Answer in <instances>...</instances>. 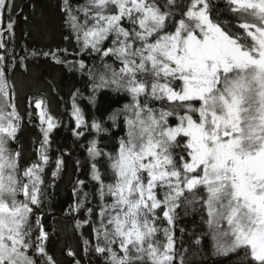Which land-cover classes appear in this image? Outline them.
<instances>
[{"label": "snow or ice", "instance_id": "1", "mask_svg": "<svg viewBox=\"0 0 264 264\" xmlns=\"http://www.w3.org/2000/svg\"><path fill=\"white\" fill-rule=\"evenodd\" d=\"M13 9L14 0H0L9 33ZM31 10L24 20L43 39L51 20ZM57 11L74 45L0 55V264H62L41 215L53 186L46 169L55 179L66 166L63 151L50 154L61 122L49 97L59 85L32 71L42 59L86 76L93 108L102 92L128 99L105 121L86 118L78 89L71 96L73 135L92 138L79 145L89 180L77 178L68 212L82 254L66 246L68 264H191L183 240L177 247L178 218L189 212L203 222L189 245L207 249L210 238L213 264H264V0H62ZM21 67L17 84L10 73ZM21 95L33 106L28 123L38 113L31 159H22ZM113 128L125 135L105 151L101 138Z\"/></svg>", "mask_w": 264, "mask_h": 264}, {"label": "trees", "instance_id": "2", "mask_svg": "<svg viewBox=\"0 0 264 264\" xmlns=\"http://www.w3.org/2000/svg\"><path fill=\"white\" fill-rule=\"evenodd\" d=\"M87 0H69V3L73 6H79L85 4ZM62 3V0H14V9L11 14L14 23V29L12 33L7 31V23L9 22V14L5 13L2 23L0 25V32H3V42L6 48L0 49V55L7 52L10 56L15 55L17 58H23L27 53L25 48L32 49L38 44L44 47L51 46L53 48L59 47H71L75 44L74 40L65 41L62 36L67 34L69 29L61 21L60 15L57 11V6ZM37 5V12L44 13L49 16L51 25L47 30L46 36L41 39L36 35L35 29L30 27V23L24 20L25 16H28L31 20L32 10L31 6ZM72 59V57H69ZM75 59H81L80 56H76ZM85 62L92 66L98 63L93 60L92 57H86ZM31 64V61H26ZM118 67V62L116 65ZM32 71L35 73L39 71L43 73L47 78H55L56 83L59 85L58 95L53 93L49 97L48 109L51 114L57 118L61 123L57 127L52 135V156L60 155L57 149L63 151L64 158L66 160V166L58 178H53L50 174V170L46 169L45 178L47 181H52L53 186L46 189V196L44 202V210L41 215L44 217V221L50 229L55 231V243L50 245V250L54 252L56 258L62 262V264H68L71 259L64 253L65 247L70 246L76 249L78 252L82 250V242L78 240V233L73 231V222L68 215L69 205L74 204L77 197L73 194V185L77 178L88 182L89 175L88 165L86 163L87 152L85 147L79 146L88 144V140L92 137L86 131L85 136L77 139L73 135V129L75 120L71 117V96L78 89L82 93L84 98L78 100L79 105L84 110L87 119L95 116L98 119L107 121V115L113 108L122 107L124 103L128 102V99L123 96H117L111 92L100 94L102 102L98 103L95 108L88 103L86 99L91 93L90 84L86 83L87 77L81 75L77 71H70L67 67L55 64L51 60H41L39 64L33 66ZM14 75L17 84L20 83L27 73L24 68L21 67L17 72L15 69L12 70L10 76ZM35 91V89H33ZM119 100V103L114 101ZM18 106L21 116L24 118V128L22 129L21 143L24 146V157L22 159L35 158V153L32 149V141L40 138L39 129L35 126L39 123L38 113L32 116V123H28L27 112H32L33 106H29L24 102L23 95H21ZM159 107V103L156 104ZM172 118H170L171 120ZM110 121L105 126H108ZM126 130V129H125ZM125 130L121 128L111 129L112 137H102L101 147L105 151H113L117 146V140L120 136L125 135ZM94 135V133L92 134ZM38 146V145H37ZM80 161L79 167L76 165V161ZM92 184L89 183L86 191L92 192ZM96 201H92V205L95 206ZM177 211L182 213V209ZM73 215H76L73 213ZM202 221L198 213L189 212V214L178 218L177 224V247L180 248L181 240H183V248L187 249V258L191 264H213V261L218 259L211 255L212 246L210 238L205 237L208 241V248L205 249L203 245L197 248L196 245H189V241L192 239L191 234L193 232H199ZM206 227V226H204ZM87 225H85V230ZM183 228L184 233L181 236L179 229ZM82 254V252H81ZM85 264H87V257H85ZM92 264H98L97 260L93 257ZM231 264H239L238 260L231 261Z\"/></svg>", "mask_w": 264, "mask_h": 264}, {"label": "rangeland", "instance_id": "3", "mask_svg": "<svg viewBox=\"0 0 264 264\" xmlns=\"http://www.w3.org/2000/svg\"><path fill=\"white\" fill-rule=\"evenodd\" d=\"M2 21H0V25H1Z\"/></svg>", "mask_w": 264, "mask_h": 264}]
</instances>
